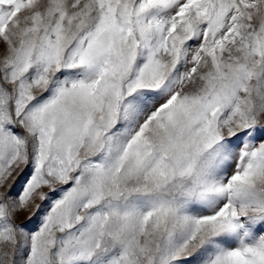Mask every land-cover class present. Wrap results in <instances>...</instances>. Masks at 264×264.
I'll use <instances>...</instances> for the list:
<instances>
[{"label":"snow or ice","instance_id":"1","mask_svg":"<svg viewBox=\"0 0 264 264\" xmlns=\"http://www.w3.org/2000/svg\"><path fill=\"white\" fill-rule=\"evenodd\" d=\"M0 264H264V0H0Z\"/></svg>","mask_w":264,"mask_h":264},{"label":"rangeland","instance_id":"2","mask_svg":"<svg viewBox=\"0 0 264 264\" xmlns=\"http://www.w3.org/2000/svg\"><path fill=\"white\" fill-rule=\"evenodd\" d=\"M21 182H23V178H21ZM18 188H19V185H17V190H18ZM56 195H58V193H57ZM55 198H56V196L54 195V196H53V199H55ZM48 203H49V202H45L43 210H46V209H47V207H48ZM43 210H42L40 213H38L37 216H36V218H34V219L31 220V221H29V220L27 219L26 214H24V215H21V216L18 218V221H17V222H18V223H19V222H23L24 225H25V230H26V231L35 230L36 227H37L38 224H39L40 217H41L42 214H43ZM23 245H24V242L22 241V242H21V246L23 247ZM24 250H26V249H24Z\"/></svg>","mask_w":264,"mask_h":264}]
</instances>
